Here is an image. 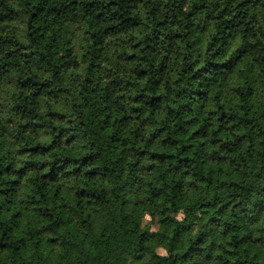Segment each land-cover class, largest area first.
<instances>
[{
  "label": "trees",
  "instance_id": "obj_1",
  "mask_svg": "<svg viewBox=\"0 0 264 264\" xmlns=\"http://www.w3.org/2000/svg\"><path fill=\"white\" fill-rule=\"evenodd\" d=\"M0 264H264V0H0Z\"/></svg>",
  "mask_w": 264,
  "mask_h": 264
}]
</instances>
